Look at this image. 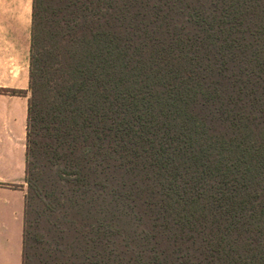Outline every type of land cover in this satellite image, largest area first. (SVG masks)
Segmentation results:
<instances>
[{
    "label": "trees",
    "instance_id": "1",
    "mask_svg": "<svg viewBox=\"0 0 264 264\" xmlns=\"http://www.w3.org/2000/svg\"><path fill=\"white\" fill-rule=\"evenodd\" d=\"M32 21L23 264L33 213L81 217L117 264H264V0H33Z\"/></svg>",
    "mask_w": 264,
    "mask_h": 264
},
{
    "label": "crops",
    "instance_id": "2",
    "mask_svg": "<svg viewBox=\"0 0 264 264\" xmlns=\"http://www.w3.org/2000/svg\"><path fill=\"white\" fill-rule=\"evenodd\" d=\"M32 18L33 0H0V264L24 260Z\"/></svg>",
    "mask_w": 264,
    "mask_h": 264
},
{
    "label": "rangeland",
    "instance_id": "3",
    "mask_svg": "<svg viewBox=\"0 0 264 264\" xmlns=\"http://www.w3.org/2000/svg\"><path fill=\"white\" fill-rule=\"evenodd\" d=\"M15 184L14 186H18ZM27 186V183H26ZM77 215V212H75ZM35 213L31 215L33 227L28 229V242L26 247V264H96V261H103L110 258L111 264H117V255L121 252L120 248L116 252L110 253L109 248L87 247L83 238L80 237L81 231L88 232L87 222L74 217L75 221L70 224V229L65 230L61 222L47 221L46 216H41L35 220ZM39 216H37L38 218ZM66 227V226H65ZM69 228V227H68ZM76 228L79 231H76ZM62 229L64 232H62ZM81 229V231H80ZM132 255V256H130ZM126 255L127 259L132 261L131 264H179L181 262H166L159 259L140 257L138 254ZM162 258V257H161ZM109 263V264H110ZM98 264H101L98 263Z\"/></svg>",
    "mask_w": 264,
    "mask_h": 264
}]
</instances>
